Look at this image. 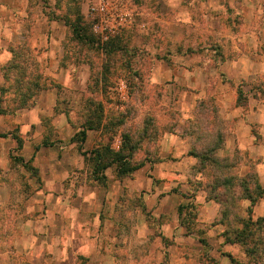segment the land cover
Segmentation results:
<instances>
[{
	"label": "rangeland",
	"instance_id": "374dc122",
	"mask_svg": "<svg viewBox=\"0 0 264 264\" xmlns=\"http://www.w3.org/2000/svg\"><path fill=\"white\" fill-rule=\"evenodd\" d=\"M100 1L0 0V72L5 63L11 65L6 74L11 81L5 86L10 94L0 93V111L9 117L0 125L10 127L4 134L12 144L8 170L0 167L5 175H0V184L8 187L0 207V264H167L166 259L158 261L161 249L153 238L131 243L129 223L141 221L134 208L144 204L136 188L130 189L132 175L119 178L115 165L101 169L116 160L122 138L124 154L130 144L138 150L124 166L130 168L154 159L157 140L182 127L177 103L182 87L172 90L168 107L166 89L150 83L153 58L146 45L158 49L155 56L165 55L167 38L156 21L162 0H125L131 24L117 35L100 25ZM259 1L261 13L264 0ZM171 8H180L177 0ZM30 108L38 110L40 127L24 131L21 126L28 119L23 112ZM225 122L208 97L190 123L191 140L196 137L207 145ZM90 126L93 129L87 130ZM83 130L87 136L80 144ZM35 131L47 155L50 147L56 150L59 174L50 173L51 167L48 173L40 171L35 149H23ZM98 155L101 161L94 162ZM39 161L47 163L44 157ZM45 174L50 182H44ZM112 177L123 185L113 186ZM43 188L61 198L40 196ZM118 188L119 199L102 197L99 210L90 212V190L110 193ZM24 222L33 227L24 231ZM159 232L155 228L153 236L162 235ZM260 248L249 264H264Z\"/></svg>",
	"mask_w": 264,
	"mask_h": 264
},
{
	"label": "crops",
	"instance_id": "0c3cea01",
	"mask_svg": "<svg viewBox=\"0 0 264 264\" xmlns=\"http://www.w3.org/2000/svg\"><path fill=\"white\" fill-rule=\"evenodd\" d=\"M177 1L180 8L171 10L175 0H162L160 17H156L167 38L162 46L165 55L155 56L154 52L159 51L150 44L146 51L153 58L150 83L166 89L168 107L172 90L182 87L177 100L182 127L180 124L167 133L160 129L165 135L157 140L156 157L145 160L132 179L128 177L131 191L136 188L138 199L144 202L134 208L141 221L129 223L131 243H138L140 237L144 241L153 238L154 245L161 249L158 261L166 259L167 264H249L252 257L246 253L247 246H260L264 252V11L260 13L259 0ZM58 20L66 26L63 19ZM7 66L2 65L0 72L4 87L8 84ZM208 97L214 99L218 116L226 121L225 128L219 130L222 145L214 152L219 161L217 168L211 161L200 168L191 154L192 140L187 135L200 104ZM23 113L28 120L21 128L37 130L38 110L30 108ZM8 117L0 113V121ZM5 129L10 127L0 125V134ZM9 136L0 138L3 171L10 166ZM31 148L35 149L40 171L48 173L51 167L50 173L59 174L56 150L50 147L47 155L37 131L32 140H24L23 149ZM43 157L46 165L39 161ZM3 171L0 175L5 176ZM249 175L255 177L261 194H253L252 186L247 184ZM45 176L44 182H50ZM110 181L113 186L124 183L113 177ZM46 191L41 189L39 195L61 198ZM7 194L8 187L0 184V207L2 196ZM121 195L120 188L110 193L90 190L86 195L91 202L90 212L99 210L102 197L117 200ZM258 220H263V226H253L256 234L243 238L248 228H253L250 224ZM31 227L30 222L22 225L24 231ZM155 228L162 235L153 236ZM148 261L152 262L151 258Z\"/></svg>",
	"mask_w": 264,
	"mask_h": 264
},
{
	"label": "trees",
	"instance_id": "16d2710c",
	"mask_svg": "<svg viewBox=\"0 0 264 264\" xmlns=\"http://www.w3.org/2000/svg\"><path fill=\"white\" fill-rule=\"evenodd\" d=\"M66 25H67V22H65ZM73 34H74V31L77 32L76 29L73 28ZM75 35V34H74ZM78 38V37H77ZM81 39L80 41H85L84 38H79ZM117 48V47H116ZM121 50H123V48H121ZM10 64V63H9ZM8 64V66H9ZM7 66V68H8ZM11 66V65H10ZM9 66V67H10ZM6 68V74H7V70H9V68L7 69ZM137 77V75H134ZM6 80H7V83L8 85L10 84V79L8 77V75H6ZM0 93L1 94H10V91H9V88H2L0 90ZM204 104V103H203ZM202 105V104H201ZM20 107L22 105H19ZM216 109V108H214ZM86 112V110H85ZM0 113H5L4 111H0ZM6 114V113H5ZM97 119V118H96ZM93 128L88 127L87 130H92ZM196 131L195 133L197 134V132L199 133V130L195 128ZM194 134V133H192ZM202 136H203V133H201ZM188 137L190 138L191 140V133H188L187 134ZM211 134H209V137H210ZM8 135L6 134H0V138H6ZM86 132L83 130L81 133H80V144H83L85 139H86ZM206 136V133L204 134V137ZM222 138H223V134L222 132L218 131L216 133H213L210 137V142L207 143V145L205 144H200L201 141H198L199 139L198 138H194V140H192V147H191V154L196 157L198 159V163L200 165V168L205 165V163L207 161H211V163H213V166H215V168L218 167L219 165V161L216 160V157L214 156V152L216 151V149H218L221 145H222ZM13 140H15L17 142L18 138H13ZM19 141V140H18ZM125 142L123 140V138L121 139V142H120V146H119V149L118 151L114 152V155L117 157L116 160H111L110 163H107V164H104L103 166H101V169L104 171V170H107L109 169L111 166H116V168L118 169L117 171V176L119 178H122V177H125V176H131L136 170L140 169L142 167V165L144 164V162H141L140 164L138 165H135V166H130V168H126L124 166H128V163L131 162L133 160V155L135 153H137V151L135 150L134 146L132 144L129 145V148H128V153L127 154H124L123 152V146H124ZM82 157H84L83 154H81ZM102 158H100V155H98V157L94 160V162H99L101 161ZM217 166V167H216ZM122 169V171H121ZM216 171H214L213 173L215 174ZM247 184H250L252 186V192L254 195H258V194H261L260 193V188L258 187L257 183H256V179L253 175H249L248 177V180H247ZM253 199V198H252ZM252 203H254V200H252ZM250 224V222H248V225ZM251 227L253 226H256L258 229L261 228L263 226V220H258L257 222L255 223H251L250 224ZM256 234L255 230H254V227L249 229L248 228V232H245L244 233V236L242 235L243 238H249L250 236H254ZM246 245V244H245ZM256 245H251V246H247L246 247V253L250 256V257H255L254 253L256 252Z\"/></svg>",
	"mask_w": 264,
	"mask_h": 264
},
{
	"label": "built area",
	"instance_id": "2783aa9c",
	"mask_svg": "<svg viewBox=\"0 0 264 264\" xmlns=\"http://www.w3.org/2000/svg\"><path fill=\"white\" fill-rule=\"evenodd\" d=\"M125 0H101L99 10L101 12V26L105 31L117 35L128 23V11L125 8Z\"/></svg>",
	"mask_w": 264,
	"mask_h": 264
}]
</instances>
